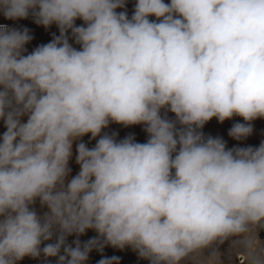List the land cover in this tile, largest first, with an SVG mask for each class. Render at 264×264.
Here are the masks:
<instances>
[{
	"label": "clouds",
	"instance_id": "clouds-1",
	"mask_svg": "<svg viewBox=\"0 0 264 264\" xmlns=\"http://www.w3.org/2000/svg\"><path fill=\"white\" fill-rule=\"evenodd\" d=\"M124 5L0 0L7 19L31 14L60 30L23 55L28 30L0 25V264L41 252L85 264L98 241L71 247L65 239L88 229L150 264H181L243 237L248 264H264V250L247 238L264 229V142L226 149L197 131L213 117L239 116L245 123L229 135L240 140L264 118V0H136L131 19L116 11ZM110 122L144 124L149 139L79 143L80 171L66 183L73 142L99 136ZM37 199L48 209L43 217L31 207ZM54 229L56 242L41 249Z\"/></svg>",
	"mask_w": 264,
	"mask_h": 264
},
{
	"label": "crops",
	"instance_id": "crops-1",
	"mask_svg": "<svg viewBox=\"0 0 264 264\" xmlns=\"http://www.w3.org/2000/svg\"><path fill=\"white\" fill-rule=\"evenodd\" d=\"M135 6L136 0H125L124 7L118 8L117 10H123L124 12L133 11L134 13ZM0 21L9 23L14 29L19 31H23L24 29L28 30L32 39L25 45L22 53L23 55L32 53L37 47L52 42L55 37L60 35V30L56 24H52L48 28H45L44 26L35 23L34 17L31 14L26 19L11 20L5 18L3 13L0 12ZM75 24L76 26H82L84 22L77 19ZM66 37L73 48L77 50L81 49V45L76 42L71 30L66 33ZM169 120L176 122V118ZM236 123H245V121L239 116H233L231 119H226L223 123L219 122L217 118H212L203 126V128L197 129V131L203 135L205 140L209 137L222 139L226 145V149L237 147L246 148L249 146L255 148L258 147L261 142H264V118H258L251 121L253 129L251 135L240 140H236L229 135L230 129ZM176 127L177 129H180L182 126L177 122ZM31 207L41 217L48 212L47 207L42 206L41 204H33ZM262 237H264V229H261L260 227L254 228L247 234L248 239H251L254 242L258 241V243H255V248L253 249L256 252L264 250V239H262ZM213 249L218 251V254L214 260H210L208 255ZM90 253L97 255L94 259L95 262L115 257L117 258L116 264H147L146 259L140 258L138 253L129 246L120 249L105 244L94 247ZM245 253V238L236 237L226 240L222 244H215L212 246V249H206L203 255H197L194 258L189 257L182 261L181 264H248V259ZM60 255H64V252L62 251ZM45 262L49 264H59V258L50 257L36 259L26 256L17 263L43 264Z\"/></svg>",
	"mask_w": 264,
	"mask_h": 264
},
{
	"label": "rangeland",
	"instance_id": "rangeland-1",
	"mask_svg": "<svg viewBox=\"0 0 264 264\" xmlns=\"http://www.w3.org/2000/svg\"><path fill=\"white\" fill-rule=\"evenodd\" d=\"M165 3H170V0H164ZM118 13L119 12H124L123 10H116ZM127 16L129 19H131L132 15L134 14L133 11L131 12H126ZM150 21H154V22H159L157 20V18L155 16H150L149 17ZM160 115L162 118L165 119H173L176 118L175 114L172 113L171 111H168L167 109H161ZM215 118V117H213ZM22 122H26L27 121V116H24L21 118ZM146 125L144 124H136V125H129V126H124L122 124H118L115 122H110L108 124L107 127L103 128L101 130V133L99 136L93 138L91 136V134H87L84 135L80 138H78L77 140H75L73 142V146H72V156L69 160V168L71 170V178L76 176L79 171H80V166L79 164H77L76 162V156H77V145L79 143H84L88 148H94L97 141L102 137V136H110L112 137L116 142H120L128 137H131L133 139L134 142L136 143H146L149 139V134L146 132L145 130ZM6 131V127L4 125V121L0 120V137H2L3 133ZM34 204H41L40 201L37 199V201ZM57 235H58V230L54 229V235L53 238L50 241H46L44 243H42L41 245V249L44 247L45 244L47 243H55L57 240ZM92 239H96L98 241L97 246H102L105 245L104 240L102 237H99L98 234L92 230V229H88L86 230L85 233L83 234H76L73 233L71 235H68L65 239V246H71V247H75L77 242L80 244L81 247H83L88 241L92 240ZM262 239H264V237H262ZM64 252L63 247L61 248V252ZM60 252V253H61ZM97 255L90 253L88 254V259L85 262V264H99V262H95L94 259ZM31 257V256H28ZM41 258V259H45V258H50V257H46L43 255V253L41 252V254L36 257V259ZM147 264H150V262L148 260H146ZM17 264H23V263H17ZM27 264V263H24ZM43 264H49L47 262L43 263Z\"/></svg>",
	"mask_w": 264,
	"mask_h": 264
},
{
	"label": "built area",
	"instance_id": "built-area-1",
	"mask_svg": "<svg viewBox=\"0 0 264 264\" xmlns=\"http://www.w3.org/2000/svg\"><path fill=\"white\" fill-rule=\"evenodd\" d=\"M0 25H6L9 29H14L9 23L0 21ZM71 179V171L69 173V176L66 178V183L68 180Z\"/></svg>",
	"mask_w": 264,
	"mask_h": 264
}]
</instances>
